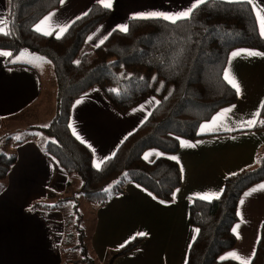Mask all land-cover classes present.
<instances>
[{
  "label": "crops",
  "instance_id": "crops-1",
  "mask_svg": "<svg viewBox=\"0 0 264 264\" xmlns=\"http://www.w3.org/2000/svg\"><path fill=\"white\" fill-rule=\"evenodd\" d=\"M241 1L247 0H238ZM193 3L194 0H113L109 18L87 37L81 52L95 49L112 31L119 30L118 26H128L139 14L179 13ZM94 4L102 5L100 0H63L35 29L39 26L40 34L51 32L56 37L62 36L60 29L85 15ZM7 6L8 0H0V27L5 31ZM251 6L260 32L256 12L264 9V0H253ZM260 14L264 16V11ZM247 51L264 53L256 48H235L225 65L224 73L229 72L241 88L234 104L201 123L198 138H181L175 153L149 149L143 154L147 163L160 157L177 158L171 160L178 161L182 181L173 194V201H160L140 185L129 183L123 194L101 206L79 200L80 177L68 174L55 158L43 151L49 139L41 130L34 129L49 124L56 114L57 82L52 64L24 51L12 59L0 55V138L13 133L26 134L16 140L19 143L11 144V141L6 146L4 141L3 149L0 148L9 153L8 149L13 147L17 156L0 191V264H77L78 260L71 256L76 252L74 247L63 248L71 238L65 211L73 209V198L92 208L93 221L86 246L95 264H108L114 250L135 238H141L140 243L115 258L112 264H186L198 233L189 222L193 200L216 199L223 192L225 180L255 167L259 151L264 148V129L242 127L249 120L258 122L264 101V55L249 56L245 54ZM234 52L239 54L234 57ZM0 53L9 52L0 50ZM157 102L156 97L149 96L122 113L101 89L94 88L74 102L69 128L91 150L94 167L97 168V163L101 167L148 118ZM204 196L210 199H202ZM35 203H58L59 206L33 208ZM82 215L83 224L85 214ZM237 217L232 228L236 244L219 259L246 264L255 255L264 224V181L243 192L237 203Z\"/></svg>",
  "mask_w": 264,
  "mask_h": 264
},
{
  "label": "trees",
  "instance_id": "trees-1",
  "mask_svg": "<svg viewBox=\"0 0 264 264\" xmlns=\"http://www.w3.org/2000/svg\"><path fill=\"white\" fill-rule=\"evenodd\" d=\"M61 1L8 0L6 26L10 34H0V50L11 53L10 59L24 51L46 59L53 66L57 82L56 114L46 126L34 128L49 139L43 151L55 158L68 174L80 177L81 195L88 204H106L123 194L129 183L140 185L160 201H173L182 181L177 162L160 157L147 163L143 154L149 149L175 153L181 138H198L201 123L237 101L236 90L224 79L229 53L239 47L264 50V39L251 4L207 0L195 8L190 20L176 24L162 19H132L127 33L112 31L101 45L77 60L87 37L109 18L111 10L100 4L92 5L59 39L38 33L36 24ZM94 88L101 89L122 113L149 96L158 99L148 118L98 169L93 165L91 150L69 128L74 102ZM254 128L264 129V101ZM12 138L4 136L0 142L5 141L6 146L19 143ZM16 159L14 150L0 151V191ZM261 181H264V148L259 151L255 167L225 180L218 199L193 200L189 222L198 233L186 264H242L219 257L236 244L232 228L238 220L237 203L241 195ZM73 200V214H79L77 221H82L79 202ZM58 206V203H35L33 208ZM82 233L78 245L82 262L95 264L87 252L88 237ZM140 241L141 238H135L114 250L108 264L133 250ZM250 264H264V224Z\"/></svg>",
  "mask_w": 264,
  "mask_h": 264
},
{
  "label": "snow or ice",
  "instance_id": "snow-or-ice-1",
  "mask_svg": "<svg viewBox=\"0 0 264 264\" xmlns=\"http://www.w3.org/2000/svg\"><path fill=\"white\" fill-rule=\"evenodd\" d=\"M63 2V0H62ZM101 4L103 5L104 8L106 9H111L112 8V3L113 0H100ZM206 2V0H194L193 5L184 11H181L179 13H174V14H167V13H163V12H149V13H143V14H139L138 16L134 17L135 19H162L164 21H168L169 23L172 24H176L178 21L180 20H190L193 16V12L195 10V8H197L199 5L204 4ZM226 2L229 3H233V2H238V0H226ZM247 3L252 4L253 0H247ZM264 11V9H261L260 11L256 12V15L259 19V24H260V35L261 37H264V16H262L260 13ZM87 13H85L86 15ZM51 19L46 18L45 22H47V20ZM79 19V17L77 18ZM70 25L64 26L60 29V34H63L64 32H66L68 30V27ZM119 30L122 32L127 33L128 32V26L127 25H121L118 26ZM37 32L41 31V28L39 26H37V28L35 29ZM0 34H4V35H9L10 32L9 31H5V29L3 27H0ZM44 35H51V32H44L42 33ZM57 38H60V35H57ZM239 53H233V56H237ZM246 55L249 56H261L264 55V53H260V52H252V51H247L245 53ZM0 55H6V56H10L11 53H0ZM224 79L236 90L237 93H239L241 91L240 85L238 83V81L230 75L229 72H225L224 73ZM116 91V90H113ZM158 103V102H157ZM258 115V114H255ZM256 125V120H249L246 122H243L242 127L247 126V127H254ZM205 127H207V125H205ZM74 134H75V130H74ZM79 138V137H78ZM181 143H184L183 141ZM145 159H148V157L146 156ZM170 159L176 160V157H170ZM178 162V161H177ZM96 167L99 168L100 164L97 163ZM216 198L218 199L219 196L217 195ZM202 199L208 200L210 199V197L208 196H204L202 197ZM239 227V226H237ZM140 235H146L144 233H141ZM246 264H250V261L246 262Z\"/></svg>",
  "mask_w": 264,
  "mask_h": 264
},
{
  "label": "rangeland",
  "instance_id": "rangeland-1",
  "mask_svg": "<svg viewBox=\"0 0 264 264\" xmlns=\"http://www.w3.org/2000/svg\"><path fill=\"white\" fill-rule=\"evenodd\" d=\"M82 55L83 54L81 52L80 55H79V58H77V60H79ZM25 135L13 133L11 136H13V139H15L14 141H16V140H19V138H24ZM0 148H1V150L3 149L2 142H0ZM12 148L13 147H10L8 150L11 152ZM6 152H8V151H6ZM78 196L80 198L79 200H81L83 203H85V200H82L83 199L82 195L79 194ZM81 201L79 202V205H80L79 206V213L80 214H83V213L85 214V220H84L83 224H82L81 220L77 221V219L79 217V214L78 215L73 214L74 213L73 212L74 211V207L69 212H68V210L65 211L67 213V215H68V222L70 223L69 232L71 233V238H70V242L68 241L67 243L63 244V248L67 249L68 246H69V248L70 247H74L73 250L76 251V252L74 254H72V253H70V254H72L71 256L74 257V259L78 260V261L75 262L77 264H83L81 251H80V248L78 247L79 241H80L79 240V235L83 231L82 236L84 234L87 237V233L90 232L89 228H90V225L92 224V221H93L92 208H89L88 204H83V205H86V206L81 205L82 204ZM53 205H55V204H53ZM87 226H88V232L86 231ZM67 253H68V250H67Z\"/></svg>",
  "mask_w": 264,
  "mask_h": 264
}]
</instances>
